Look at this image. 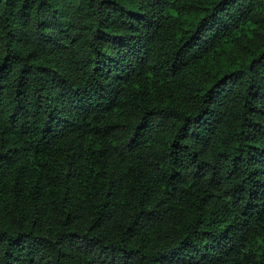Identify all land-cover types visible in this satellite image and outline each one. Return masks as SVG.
Segmentation results:
<instances>
[{
	"label": "trees",
	"instance_id": "obj_1",
	"mask_svg": "<svg viewBox=\"0 0 264 264\" xmlns=\"http://www.w3.org/2000/svg\"><path fill=\"white\" fill-rule=\"evenodd\" d=\"M0 264H264V0H0Z\"/></svg>",
	"mask_w": 264,
	"mask_h": 264
}]
</instances>
